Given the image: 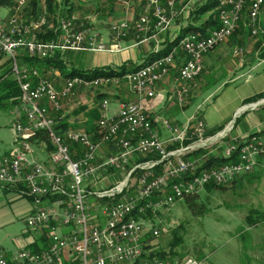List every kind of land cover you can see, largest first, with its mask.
<instances>
[{"label": "built area", "instance_id": "2783aa9c", "mask_svg": "<svg viewBox=\"0 0 264 264\" xmlns=\"http://www.w3.org/2000/svg\"><path fill=\"white\" fill-rule=\"evenodd\" d=\"M110 1L126 12L122 20L110 25V45L101 42L98 32L77 26L76 18L62 21L61 38L46 43L39 42L35 34L38 30L35 22H42V26L46 24L45 15L31 22L30 30H23L24 21L15 15L8 21L0 20V53L11 61L21 92L20 104L14 108V128L20 151L0 157V188L6 191L16 189L20 196L29 197L40 205L38 211L28 218L27 226L35 231H50V245L45 251L21 250L10 257L0 254V264H56L66 251L74 254V263L79 261V264H201L191 257L183 260L151 257L155 251L145 249V238L150 234L157 239L162 231L153 229L148 232L144 224L150 221L144 216L148 213L156 215L159 209L196 196L208 186H231L240 177L254 173L260 161L264 162L261 133L245 137L253 138V145L243 150L240 160L233 163L201 171L203 161L184 160L187 154L215 147L222 140L227 143L223 156L232 155L234 149H240V142L245 138L228 140L230 133L219 139L207 137V126L197 116L183 126L152 116L153 108L163 100L157 93V85L163 81V72L171 71L178 53L140 76L106 81L108 87L125 82L139 101L121 103L116 116L109 115L110 103L103 101V115L97 122V140L86 132L58 133L56 126L62 117L58 119L57 115H50L47 104H54L61 113L62 102L74 97L78 88L92 89V82L65 81L58 89L53 80L42 76L38 70L21 66L20 57L43 59L71 51L118 54L122 52L121 44L126 38L133 35L136 45L144 44L171 29L182 14L178 9L180 0H166L165 3L149 0L135 20L132 0ZM245 10L250 36L258 39L264 34V0H222V9H219L222 28L212 31L210 37L193 36L179 50L186 59L176 78L175 99L180 106L189 105L198 90L205 57L233 38L240 29ZM244 49H234L233 54L240 56ZM38 92L47 93L46 102L38 101ZM259 106L252 104L245 109L256 110ZM159 123L171 133L169 145H179L177 150H167L168 146L154 129ZM37 134H46L52 146L51 168L30 156L33 150L30 138ZM194 137L198 139L196 142L184 146L186 140ZM72 144L81 147L78 158L72 155ZM108 145L110 150L116 148L118 152L105 155L103 149ZM136 154L155 155L159 159L136 165L127 173ZM159 165L163 166V172L155 175L154 170ZM137 170L140 174L133 178ZM189 173H197L196 182H182V175ZM116 174L124 175L119 183L112 182ZM172 179H180V188H168V181ZM106 182L112 183L113 188H106ZM159 186H167V194H159ZM45 202L47 206L43 207ZM134 204H141L134 222L126 224L125 229H118V222L123 221L127 209ZM56 224L73 231L63 234Z\"/></svg>", "mask_w": 264, "mask_h": 264}, {"label": "rangeland", "instance_id": "374dc122", "mask_svg": "<svg viewBox=\"0 0 264 264\" xmlns=\"http://www.w3.org/2000/svg\"><path fill=\"white\" fill-rule=\"evenodd\" d=\"M138 1H140V5L142 0ZM204 1L180 0L178 9L182 11V14L180 15V19L173 23V26L188 19L196 7ZM148 2L142 9L147 6ZM85 5L88 9L90 8V12L85 15V19L88 16L92 18L90 24L93 26L91 29L95 32H107L106 36L108 40L104 43L110 45L108 27L110 28V22H112L110 18L114 15H111L110 18L100 16V9L105 8L102 0H85ZM118 8L120 9L119 6L113 9L114 13H119ZM8 13L9 9L7 7H0V14L2 16H8ZM256 39L251 38L253 41ZM262 39L264 40V34L257 40ZM108 55L114 54L76 51L67 55L65 54L64 61L68 70L71 67L80 71L93 70L95 68H102L107 64L111 68H116L117 61L114 60L116 56H113L114 59L111 61ZM240 56H245V49ZM7 61L8 57L2 56L3 65L0 66V76L7 71ZM120 69H122V66L119 67ZM221 70V73L217 72L214 74V77L210 78L215 79L218 76L224 75L223 69ZM247 71L248 69L243 72ZM263 73L264 63L257 70H254L253 73L249 74H252L251 77L257 78ZM225 80L226 77L222 78L219 83H215L216 80L212 79V85L205 90L203 97L197 100V96L195 97L194 95L188 108L181 109L177 113L176 118L182 122H186L189 117L197 116L203 118L206 123V120L210 124L219 122L222 123L221 126H225L223 131L232 126L233 129H231L228 140L234 136H246L248 132L249 135L264 132V104L260 105L257 110L236 111L238 97L231 94V92H235V88L237 87H242L243 80L229 86L227 89L221 85ZM14 108L12 102L0 100V156L9 152L15 142ZM236 122L237 125L234 129ZM208 127V134L217 130L212 129L209 125ZM254 130L256 132H253ZM225 143L226 141L223 142L222 140L218 142V147L215 146L207 149L208 151H215V149L222 151L227 148ZM103 152L105 155L108 154L106 148L103 149ZM44 157L47 159V154H44ZM115 176L112 182L119 183L124 175L116 174ZM111 184L106 182V188H109ZM247 194L246 189L242 186L227 190L205 188L198 193L194 203L191 205L182 200L170 207L159 209L157 215L153 216L150 223L144 224L148 232L153 229H160L162 231V235L159 238H155L150 242V250H154L155 252L164 251L169 259L176 258L183 260L189 257L195 258L201 264H247L241 258L238 247L240 242H244V240L248 242L251 235L243 234V231H246L243 215L250 210ZM7 197L8 194L0 189V216H2L0 218V222H2L0 224V249L13 254L20 250H26L27 247H24V244L32 239L33 234L40 231L28 228L25 223L29 218L26 209L21 208L19 200L13 202L14 200L10 201ZM6 199V205L3 206L2 203ZM175 242L177 245L173 249L171 246ZM172 255L174 256L173 258L171 257Z\"/></svg>", "mask_w": 264, "mask_h": 264}, {"label": "crops", "instance_id": "0c3cea01", "mask_svg": "<svg viewBox=\"0 0 264 264\" xmlns=\"http://www.w3.org/2000/svg\"><path fill=\"white\" fill-rule=\"evenodd\" d=\"M41 1L42 3H44V0H41ZM139 3L140 1L138 0H132V11L134 15L137 11V8H139L138 6H140ZM117 6L119 5H114L113 8L107 9L106 12L100 15V16H105L109 18L111 17V15H114L113 17L110 18V20H112V22H110V25L114 21H120L126 16V12L123 10L121 6H119L120 9L118 8L119 13H114L113 9L116 8ZM17 16L19 18L18 14ZM0 17H1L0 20L6 21L8 16H2L0 14ZM86 18L88 22H91L92 18H90V16ZM184 26H186L185 20L179 24H175L168 31L160 33L157 36L151 38L148 42L144 44H140V45H136L134 37L133 35H131L130 36L131 39L122 42L121 44L122 45L121 47L123 48L122 52L118 54H114V55H108L110 56L109 60L113 61V59L115 58L114 60L117 61L115 65L116 68H113V69L119 70L120 66H123L126 64H129L130 67L131 66L133 67L136 65H143V64H147L148 62H151L149 59H150V56L153 50L155 49L156 52L159 50L160 53L169 51L170 50L168 47L169 42H173L175 40V38L179 35V33L181 32V29ZM98 33L100 35L101 42L104 43L106 40H108L106 36L107 32L104 33L100 31ZM231 39L228 43L216 49L214 52L210 53L209 55L205 57L204 69H203V72L200 78L198 79L199 87H198L197 93H195L196 94L195 97L197 96L196 98L197 100L200 97H203V93L205 92V90L209 88L210 85H212V82H211L212 79L214 81L216 80L215 83L216 82L219 83L222 80V78L226 77V80L221 84L226 89L229 88V86L234 85L237 82L243 80V84H242L243 86L237 87L235 88L236 89L235 92L233 91L231 92V94H234L238 97V101L236 102V111L239 110V112H241L243 111L245 107L249 106V105H245V101L247 99H250L257 95H263L264 97V73L257 78H253L251 77L252 74H249V73H253L254 70H257V68H259L261 64L264 63V60L261 59L260 57V50H257V44H258L257 39L254 41L251 40V38L245 40V44L243 45V47H245V56H236L233 54V50L236 48V46L232 44ZM111 43L112 41L111 39H109V44ZM262 47L264 48V43ZM174 49H177V53H178V55L176 54L177 55L176 61L173 67L171 68V71L163 78V81L157 85V93L158 95L162 97L163 100L161 104L153 108V110L151 111V114L156 119L157 118L161 120L168 119L174 125L183 126V125H186L193 117H189L186 122H182L181 120L176 118L177 113H179L181 109L184 110L188 108L189 105H185L182 107L177 103L175 99L176 78L179 74L180 68L183 66L186 59H185L184 53L182 51H179L181 50L180 44L178 47H174L172 50H170L169 53H171ZM70 53H72V51L67 52V53H61V55L64 58L65 54L67 55ZM113 56H116V57L113 58ZM256 62L258 63L256 64ZM2 65L3 64H2V58H1L0 66ZM104 67L105 68L109 67V65L107 64ZM221 69H223V73H224V75H221L222 77L218 76L215 79L210 78L212 76L214 77V74L217 72L221 73L222 72ZM247 69H248L247 72H243ZM51 80L55 82L56 88L61 89L65 81L67 82L69 79L67 80L66 78L62 76V74L58 70H55L54 75L51 78ZM107 80H112V79H107ZM103 101H109L110 103L109 104V115L116 116L119 111V105L121 103L138 102L139 98L137 95L133 94L129 90L125 82H122L118 86H109V87L106 86V83H104L97 87L94 86L90 90H86L84 88H78L76 90V94L74 97L62 102L63 104L62 121L68 120V123H70V125L72 126L70 127L71 131L87 133V130H89L90 132H92L93 126H96L97 121H99L103 115V111L101 108V104L103 103ZM96 110H97L98 117H97V120L95 121V119L91 118L90 114ZM201 119L204 121L203 118ZM206 121L208 123L207 124L205 122L207 128H209L208 125L212 129H217V130H219L222 127H225V126H221L222 123H219V122H214L210 124L208 120ZM154 129L158 132L160 139L164 143H166V146H171L169 145L170 139L172 137L171 133L163 126V124L159 123L155 125ZM253 132H256V130H254ZM253 132H250V133H253ZM248 133L246 134V136H243V137L238 136L237 138L244 139L245 137L249 135ZM248 140L249 138H245L242 142H240V144L245 143ZM73 145L74 144H72L71 146ZM110 147L111 146L108 145L106 147V150L111 151ZM18 151H20V148L18 147L17 138L15 137L13 148L9 152L5 153L4 155L0 157L12 156L14 153ZM223 151L224 150L218 151V149H215V151H207L209 152L208 154L206 155L202 154L197 159L199 161L204 162L208 159L207 156L210 157L211 155H214V156L223 157ZM77 153L78 154L76 155L78 156L76 158H78L81 155L80 149L77 150ZM44 154H47V159L44 157ZM234 155L238 156L237 154H232V155H227L224 157L231 158ZM30 156L33 159H35L37 162L42 163L46 168H51L50 151L48 150L47 145H45L44 143H40V144L33 143V150ZM202 167L203 166H201V168ZM232 185L231 186L233 188H236L238 186L244 187L248 193L247 198L250 202V206H249L250 210L245 215H243V221L245 222V226H246V231H243V234H251V235H250V240L248 242L244 240V242L242 241L239 243L238 247H239L240 256L244 261H246L247 264H251V263L264 264V162L260 161L254 173L240 177ZM1 190L8 194V197H7L8 200L10 201L14 200L13 202L19 200V203L21 204V208L26 209V211L29 214V217L34 215L40 208V205H37L33 199L29 197L20 196L17 193L16 189H12L9 191L3 190V189ZM14 194H17V195H14ZM6 201L7 199L2 203L3 206L6 205ZM42 206L43 207L47 206V203L45 202L44 204H42ZM1 217L2 216H0V218ZM25 223L27 225V221H25ZM0 224H2V222H0ZM56 225L57 227H60L59 224H56ZM72 231L73 229H64L62 227L59 228V232L63 234H68ZM49 245H50V231L49 229H45L38 233L33 234L32 239H30V241H27L24 244V247H27L26 250L31 249V251L43 252L46 249H48ZM0 254L10 257L15 253L13 254L7 253L5 252V250L0 249ZM74 256H75L74 254L66 251L62 259H60L56 264H73Z\"/></svg>", "mask_w": 264, "mask_h": 264}, {"label": "trees", "instance_id": "16d2710c", "mask_svg": "<svg viewBox=\"0 0 264 264\" xmlns=\"http://www.w3.org/2000/svg\"><path fill=\"white\" fill-rule=\"evenodd\" d=\"M105 8H101L100 12L101 14L106 12L107 9L113 8L114 5H117L113 1L110 0H102ZM149 0H142L139 8L137 9L135 13V20H137L140 16V14L143 12L142 7L145 6ZM163 3H165L166 0H161ZM222 0H205L201 5H198L196 7L195 11L190 14V17L185 20L186 26H184L181 29V32L179 35L175 38L173 42H169V49L172 50L174 47H178L182 39L190 34H198L202 35L203 37H208L212 31L219 28V7L220 2ZM7 7L9 9V15L7 17V21L13 17L14 15L18 14L19 18H21L24 22V25H30L33 21H38L39 18L43 15H46L45 17L48 19L47 23L45 25H39L36 26L35 22V29H38L35 31V34L37 36V39L39 42H51V41H58L61 36L63 35L62 30V21L76 18V25L81 26L82 29H91L92 24L90 22L86 21L85 15L89 14L90 8L88 9L85 5V0H44V3H42L41 0H29L27 3V6L22 9V11L18 12V0H0V7ZM104 17L105 16H101ZM80 18V19H79ZM248 18H247V10L244 11L243 19L241 21V26L238 32L233 36L232 44L236 46V48H241L245 44L246 39H250V32L248 29ZM131 39L130 37L126 38L125 41ZM257 50H260V57L261 59H264V48L262 47L264 40H259L257 42ZM161 52L158 50L157 52L155 49L151 53L150 61H154L155 59L165 57L169 52ZM4 56V54L0 53V60ZM21 66H27L31 69H36L40 72V74L46 78L51 79L54 75V71L58 70L64 78L67 80L73 79L75 77H81L85 80H95L98 78H107V79H117V78H124L129 73H132L134 71H137L143 67H146L149 63L143 64V65H136V66H129V64L123 65L122 69L115 70L111 67H102V68H95L93 70H86V71H80L74 67H71L70 70L67 69V65L65 64L64 58L62 57L61 53H57L54 56L40 59L38 57H28L23 55L19 58ZM7 71L5 74L0 76V100H6L12 102L13 106L16 107L20 104L21 101V92L19 85L14 77L13 70H12V63L10 60L7 61ZM196 95V94H194ZM261 100H264L263 95H257L255 97H252L250 99H247L245 101V105H250L257 103ZM85 110V109H84ZM50 115H57V118H61L63 115V112L54 113L51 112ZM92 119L97 120V110L92 112L90 114ZM98 122V121H97ZM238 122V121H237ZM237 122L235 123L234 129L237 125ZM70 123H68V120L60 121L59 124L56 126V129L58 130L59 134H64L67 131H71ZM76 128V127H74ZM194 124L191 125V133L193 132ZM224 130V127L220 128L217 131H213L208 134L207 137H213L216 136L217 133H221ZM89 132V133H88ZM87 133L92 137V139L97 140L98 139V128L97 124L96 126H93L92 132L87 130ZM190 133V134H191ZM262 135H264V132H261ZM192 135V134H191ZM197 138L188 139L185 141L184 146H190L194 142H196ZM30 141L32 143H44L47 145L48 150L52 151V146L47 139L46 134H37L34 137L30 138ZM71 152L74 158H76L78 155L77 150L81 147L77 144H74L71 146ZM79 148V149H78ZM179 148V145H171L167 147L168 151L177 150ZM208 150L200 149L197 151H194L192 153H189L184 157V160L187 161H199L197 158L200 157L202 154L206 155L209 152ZM118 150L116 148H112L111 151H108V155L111 153H116ZM208 159L206 162H201L200 165L203 166L202 169L207 170L209 167H218L222 166L225 163H232L235 162V160L238 159V156L234 155L231 158L222 157V156H214L211 155L210 157L207 156ZM237 157V159H236ZM159 158L155 155H140L136 154L135 159L133 161V164L130 165L127 169V173H129L136 165L147 163L150 161H156ZM163 172V166L159 165L155 168L154 174L159 175ZM140 174V170H137L133 174V178L138 176ZM233 186V185H232ZM232 186L228 187H213L208 186L207 188H213L218 190H227L230 188H233ZM110 189L113 187H109ZM198 195L192 196L187 198L185 201L191 205L194 203V200L196 199ZM105 203L106 201H102ZM153 213H148L146 216H144V219L146 221H151L153 219ZM154 238L151 237V235H147L144 241V244H147L145 246V249H150V242ZM180 242V241H179ZM177 243L172 244V248L174 249ZM31 251V249H29ZM173 251V250H172ZM34 253H40L41 251H32ZM151 257L160 258L163 260H166L168 255L164 251H156L154 253H151ZM174 257L173 255L171 256ZM74 264H79V261H77Z\"/></svg>", "mask_w": 264, "mask_h": 264}, {"label": "bare ground", "instance_id": "6f19581e", "mask_svg": "<svg viewBox=\"0 0 264 264\" xmlns=\"http://www.w3.org/2000/svg\"><path fill=\"white\" fill-rule=\"evenodd\" d=\"M28 2H29V0H20L18 2V10L17 11L20 12L24 7L27 6ZM219 9H222V1L220 2ZM15 18H18L17 14L15 15ZM219 22H220L219 23L220 26L216 30H219L222 28V19H219ZM39 25H42V22L36 23V26H39ZM43 25H45V24H43ZM23 30H30V25H23ZM195 35H198V34H190V35L184 37L182 39V41L180 42L181 49L185 46V43L188 41V39L193 38V36H195ZM208 37H210V35ZM176 54H177V49H174L171 53H169L165 57L158 58V59L154 60L152 63H150L149 65H147L146 67H143L137 71L130 73L128 75V77L140 76V74H142L143 72L151 70V69H153V67H157L158 65H160L164 62H167V60L174 58L176 56ZM43 59H45V58H43ZM169 72L170 71H164L163 72V78ZM76 80H81L83 82H92V87L100 86L101 84H104L107 81V79H105V78H98L95 80H85L84 78H81V77H75L73 79L68 80L67 82H76ZM112 80H114V79H112ZM38 101L39 102H46L47 101V93L46 92H38ZM53 111H54V113H59L60 108H55L54 104H47V112L51 113ZM73 134H76V132L69 131V132L64 133L63 135H73ZM262 138H264V135H262ZM252 145H253V138H249V140L247 142L240 144V149H234L232 151V154H237L238 155L237 160H240V158L243 156V150H248L249 148L252 147ZM218 167H220V166H218ZM201 171H209V169L204 170L201 168ZM196 181H197V173H189V174H183L182 175V182H196ZM168 188H180V179H172V180L168 181ZM159 194H167V186H159ZM140 211H141V204H134V205H132V207H129L127 209V214L124 215V217H123V221L118 222V229H125L126 224H131L132 222H134L136 212H140Z\"/></svg>", "mask_w": 264, "mask_h": 264}, {"label": "water", "instance_id": "95a60500", "mask_svg": "<svg viewBox=\"0 0 264 264\" xmlns=\"http://www.w3.org/2000/svg\"><path fill=\"white\" fill-rule=\"evenodd\" d=\"M255 104H257V105H263V104H264V100H263V101H260V102H257V103H255ZM245 110H248V109H245V108H244L243 111H245ZM243 111H242V112H243ZM231 129H233L232 126L229 127V128H227L225 131H223V132L217 134L214 138H215V139L222 138L224 135L230 133V132H231Z\"/></svg>", "mask_w": 264, "mask_h": 264}]
</instances>
